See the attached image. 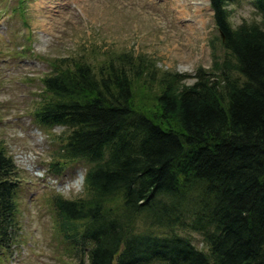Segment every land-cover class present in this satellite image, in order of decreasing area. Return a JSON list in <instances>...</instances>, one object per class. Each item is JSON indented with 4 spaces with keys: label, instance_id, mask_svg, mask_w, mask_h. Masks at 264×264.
<instances>
[{
    "label": "trees",
    "instance_id": "1",
    "mask_svg": "<svg viewBox=\"0 0 264 264\" xmlns=\"http://www.w3.org/2000/svg\"><path fill=\"white\" fill-rule=\"evenodd\" d=\"M209 1L225 53L189 84L179 83L188 73L166 71L149 93L156 66L131 51L98 66L64 56L41 78L34 115L63 126L52 164L89 163L83 193L51 198L81 263L264 264V24L233 26L232 0ZM251 3L264 19V0ZM18 185L0 147L2 247L18 227Z\"/></svg>",
    "mask_w": 264,
    "mask_h": 264
},
{
    "label": "rangeland",
    "instance_id": "2",
    "mask_svg": "<svg viewBox=\"0 0 264 264\" xmlns=\"http://www.w3.org/2000/svg\"><path fill=\"white\" fill-rule=\"evenodd\" d=\"M209 3L0 0V147L13 158L19 179L15 195L18 227L12 243L0 246V264L86 263L79 261L59 231L51 198L89 163L77 158L52 164L60 158L57 135L63 126L40 123L34 115L43 92L42 76L64 56L81 55L98 66L120 52L131 51L156 66L154 78L146 85L149 93L159 91L161 73L166 71L188 73L179 83L189 84L196 67L208 70L225 53ZM226 8L233 26L242 20L264 24L251 0H232ZM145 92L139 94L145 98ZM137 223L144 225L139 219ZM147 229L163 230L152 225ZM180 231L202 246L198 232Z\"/></svg>",
    "mask_w": 264,
    "mask_h": 264
},
{
    "label": "clouds",
    "instance_id": "3",
    "mask_svg": "<svg viewBox=\"0 0 264 264\" xmlns=\"http://www.w3.org/2000/svg\"><path fill=\"white\" fill-rule=\"evenodd\" d=\"M86 183L87 173L86 170L82 169L77 172L76 176L72 180L60 186L58 191L66 198H69L73 195H79L83 193L86 189Z\"/></svg>",
    "mask_w": 264,
    "mask_h": 264
},
{
    "label": "water",
    "instance_id": "4",
    "mask_svg": "<svg viewBox=\"0 0 264 264\" xmlns=\"http://www.w3.org/2000/svg\"><path fill=\"white\" fill-rule=\"evenodd\" d=\"M211 10H212V8H211Z\"/></svg>",
    "mask_w": 264,
    "mask_h": 264
}]
</instances>
